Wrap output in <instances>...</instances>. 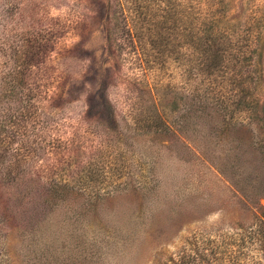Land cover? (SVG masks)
Returning <instances> with one entry per match:
<instances>
[{
  "label": "rangeland",
  "instance_id": "rangeland-1",
  "mask_svg": "<svg viewBox=\"0 0 264 264\" xmlns=\"http://www.w3.org/2000/svg\"><path fill=\"white\" fill-rule=\"evenodd\" d=\"M184 252L264 264V0H0V264Z\"/></svg>",
  "mask_w": 264,
  "mask_h": 264
},
{
  "label": "trees",
  "instance_id": "trees-1",
  "mask_svg": "<svg viewBox=\"0 0 264 264\" xmlns=\"http://www.w3.org/2000/svg\"><path fill=\"white\" fill-rule=\"evenodd\" d=\"M192 256L190 253H182V255H179L178 259L168 258V263L170 264H189V260ZM196 262V261H195Z\"/></svg>",
  "mask_w": 264,
  "mask_h": 264
}]
</instances>
